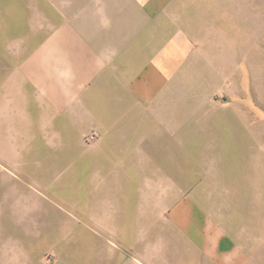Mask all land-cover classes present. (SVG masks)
Listing matches in <instances>:
<instances>
[{"label": "crops", "instance_id": "obj_1", "mask_svg": "<svg viewBox=\"0 0 264 264\" xmlns=\"http://www.w3.org/2000/svg\"><path fill=\"white\" fill-rule=\"evenodd\" d=\"M44 2L40 65L0 72V264L261 262L229 0Z\"/></svg>", "mask_w": 264, "mask_h": 264}, {"label": "rangeland", "instance_id": "obj_2", "mask_svg": "<svg viewBox=\"0 0 264 264\" xmlns=\"http://www.w3.org/2000/svg\"><path fill=\"white\" fill-rule=\"evenodd\" d=\"M228 4L238 14L237 18L232 16L231 21L240 26L241 51L237 59L242 61L245 71V84L236 78L235 83L231 77L230 86L238 85L240 91L242 87L245 91L246 133L251 138L255 136L251 149L256 150L255 154L260 151L259 165L247 178L254 176L259 188L256 191L261 198V209L256 213L261 219L259 229L263 234L261 246L264 249V0H229ZM45 7L44 0H35L32 5L27 0H0V72H17V69L19 72L31 63L33 67H37L36 63L40 65L35 55H40L38 59L45 56L47 30L42 23L44 12L37 11L45 10ZM43 68L40 67L38 72H43ZM228 99L241 101V92L239 95L237 92L230 94ZM0 174L2 176V170ZM245 192L248 194L249 189ZM249 255L252 260L248 262ZM249 255L245 264H264V253L261 254V262L257 253Z\"/></svg>", "mask_w": 264, "mask_h": 264}, {"label": "built area", "instance_id": "obj_3", "mask_svg": "<svg viewBox=\"0 0 264 264\" xmlns=\"http://www.w3.org/2000/svg\"><path fill=\"white\" fill-rule=\"evenodd\" d=\"M99 138H100V133L98 131L93 130L87 133V135L85 136V142L93 143L97 141Z\"/></svg>", "mask_w": 264, "mask_h": 264}]
</instances>
